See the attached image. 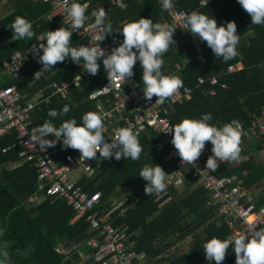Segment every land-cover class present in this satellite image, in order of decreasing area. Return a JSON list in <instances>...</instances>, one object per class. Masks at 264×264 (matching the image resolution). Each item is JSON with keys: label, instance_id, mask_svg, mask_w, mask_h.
Here are the masks:
<instances>
[{"label": "trees", "instance_id": "16d2710c", "mask_svg": "<svg viewBox=\"0 0 264 264\" xmlns=\"http://www.w3.org/2000/svg\"><path fill=\"white\" fill-rule=\"evenodd\" d=\"M200 1L173 0L176 6L172 9L193 11L200 8V13L213 16L218 24L234 21L240 35L237 46L239 55L224 62L222 58L215 57L206 42L194 38L185 29H177L174 33L175 43L163 56L162 72L181 79V89L189 87L193 91L189 99L176 105L172 115L173 124L184 118L199 119L202 114L211 113L213 120L210 124L222 126L238 120L248 128L264 110V26L251 24L250 14L237 0H211L203 7H200ZM6 2L4 12L0 13V67L16 52L32 46L40 34L67 28L66 25H59L61 17L49 19L53 7L42 0ZM83 2L89 3L90 12L101 6L107 8L106 23L112 24V33L104 39L107 42L122 41L123 35L119 33L122 27L141 17L150 18L154 23L171 20L172 9L163 11L160 0H126V9L115 8L113 0ZM17 16L32 23L36 35L31 41L13 39L11 24ZM245 37L248 39L245 40ZM71 45L86 46L83 39L75 34L72 35ZM177 63L181 65L180 69H177ZM239 63L244 65L243 69L228 71L231 65ZM41 68L38 60L29 63L18 78L4 77L3 85H16L25 98H31L41 90L46 94L51 93L49 86L53 81L61 83L83 74V68L76 67L70 59L58 62L51 71H44L36 77ZM133 72L142 85L143 69L139 62ZM102 73L99 70L96 75L84 79L81 87L73 88L74 100L53 97L50 103L42 105L38 110L36 125L52 120L55 126H59L63 120L71 118H76L80 123L82 115L88 111L100 114L97 102L89 99V95L100 85ZM214 77L218 79L217 84L212 83ZM201 78L205 82L201 83ZM213 90L216 93H212ZM64 105L70 108L66 116L51 118L47 115L50 109L59 111ZM16 135L13 133L0 138V256L12 264H103L96 259L98 249L88 244L96 232L91 231L87 215L73 221L75 210L61 197L31 201L38 190L37 169L28 162L20 161L19 147L15 146ZM138 139L143 148L138 161L124 158L119 161L114 158L95 161L94 173L84 176L80 184L90 193H102L99 209L104 211L111 208L115 198L125 192L130 193L133 206L124 216L114 212L115 226L127 228L136 252L145 253L150 258L162 255L156 260L157 264H196L205 259L203 243L206 240L212 237L226 239L232 230L216 206L210 205V195L202 185L192 187L183 194L169 189L159 196L146 194V182L138 176L139 172L146 164L164 165L167 150L158 149L160 136L156 133H147ZM252 144V150L258 153L264 149V138L262 142L253 140ZM240 147V160L226 162L216 172L220 176H227L248 170L246 186L259 188L264 185V162L254 154L249 155L241 144ZM77 151L62 147L57 157L61 159L66 153ZM196 181L190 178L188 185ZM257 197L262 206L264 195ZM189 238L193 240L189 250L176 252L177 244ZM235 261L234 251L230 248L222 264H235Z\"/></svg>", "mask_w": 264, "mask_h": 264}, {"label": "built area", "instance_id": "2783aa9c", "mask_svg": "<svg viewBox=\"0 0 264 264\" xmlns=\"http://www.w3.org/2000/svg\"><path fill=\"white\" fill-rule=\"evenodd\" d=\"M42 1L53 7L52 13L49 14L50 20L59 16L61 23L65 24L67 28L70 27V21H66L67 7L64 5V0ZM210 1L201 0L200 7L207 5ZM71 2L72 0H69V4ZM78 2L81 4L88 3H82V0H78ZM113 6L126 9L127 2L126 0H113ZM100 9L107 11L105 6H101L99 9L90 12L88 6L86 9L88 19L84 28L73 33L82 38L86 46L92 47L97 43L98 29L94 27V13ZM193 11L200 13V8ZM193 11L172 9L170 10L171 20L161 24L175 27V32L178 28L184 29L180 14ZM64 21L66 22L64 23ZM44 35L40 34L38 39ZM121 42L120 40L109 42L103 40L98 43L107 55ZM41 43L46 44V40L36 41L25 51L16 52L10 60L4 61L0 67V138L8 134H17L15 146L19 147L20 161L22 163L28 162L37 169L38 190L31 201L41 202L47 197L66 199L75 210L73 221L87 215L91 231L96 232L88 244L98 249L97 260L102 261L103 264H137L140 255L134 250L133 243L130 242L127 228L115 226L116 217L114 216L115 211L118 212V216H124L133 206L130 193L125 192L115 198L109 210L99 209L102 193L100 191L95 193L86 191L80 182L71 177L72 172L79 168L91 176L95 171L94 163L98 160H84L80 158L79 151L66 153L60 159L57 156L61 152V142H57L55 147L43 151L30 141V133L37 126L38 110L41 109L42 105L50 103L53 97L74 100L73 88L81 87L82 81L89 79L92 75L83 70V74L68 78L64 82L53 81L49 86L51 93L46 94L44 90H41L31 98H25L16 85H3L4 77L18 78L27 64L38 60V55L42 53L35 52L34 46L38 48ZM98 63L101 65L99 70L103 71L99 77L101 83L90 93L89 99L97 102V110L104 118V136L108 142H111L110 137L114 135L115 130L121 127L131 128L138 137L147 133H156L160 136L158 149L167 150L165 161L170 165V168L166 172L169 174L166 182L170 191L174 190L176 193L183 194L191 187L202 185L210 195V205L216 206L219 214L225 218L232 230L228 238L241 233L251 235L253 229L264 228V204L259 205L257 197H261L263 193L254 195L255 189L246 186V179L249 176L248 170L233 175H218L217 169L226 162L220 163L215 172L206 170V161L212 155L210 142L207 143L201 156L193 165L183 163L172 145V133L170 132L174 126L172 115L175 113L177 104H181L191 97L193 89L189 87L179 88L161 104L156 102L157 97L155 96L151 100L144 97L143 85L134 76L126 78L125 81L114 79L110 82L102 60ZM74 65L82 67L76 63ZM176 67L180 69L181 65L177 63ZM243 68L244 65L239 63L231 65L228 71L235 72ZM200 82L203 83L205 80L201 78ZM212 83L217 84L218 79L212 78ZM105 87L108 88L105 90ZM212 93H216V91L213 90ZM47 138L54 139L51 134ZM263 138L264 110L256 116L250 127L246 128L242 124L240 144L246 151L250 152L253 147L252 141L262 142ZM97 156L99 157V153ZM190 178L197 181L189 186ZM207 263L206 258L196 262V264Z\"/></svg>", "mask_w": 264, "mask_h": 264}, {"label": "clouds", "instance_id": "9594fccd", "mask_svg": "<svg viewBox=\"0 0 264 264\" xmlns=\"http://www.w3.org/2000/svg\"><path fill=\"white\" fill-rule=\"evenodd\" d=\"M237 2L250 14L251 24L264 26V0H237ZM160 3L163 11H168L174 6L173 0H160ZM64 5L67 7L66 21H70V27L49 30L37 40H46V44L41 43L38 48L34 46L35 52L42 53L38 55V63L42 68L35 74L36 77L42 75L44 71H51L54 65L67 59L82 65L83 70L89 74L96 75L101 66L98 61L102 60L110 82L114 79L125 81L126 78L134 75L133 68L139 62L143 69L141 79L146 99L151 100L155 96L156 102L162 104L183 86L181 79L162 72L163 56L170 45L175 43V27L154 23L150 18L141 17L122 27L119 31L123 35L122 42L105 55L98 43L112 33V24L106 23L105 10L100 9L94 13V27L98 29L96 45L76 47L71 45L72 35L78 29L84 28L88 19L86 9L89 5L81 4L78 0H72L70 4L69 0H64ZM180 17L183 28L194 38L206 42L216 58L228 62L239 55L237 46L240 35L237 34V25L234 21L218 24L213 16L209 17L196 11L181 13ZM11 30L16 41L24 39L31 41L36 35L32 23L20 16H17L11 24ZM69 111V106L64 105L59 111L50 109L47 115L51 118L64 117ZM212 120L211 113H204L199 119L184 118L174 125L170 132L171 143L183 163L193 165L201 156L206 142H210L212 155L208 157L205 168L215 172L222 162L240 160L242 124L232 121L216 126L209 123ZM104 128L103 116L88 111L82 115L80 123L76 118H71L55 126L52 120H45L33 128L30 141L43 151L61 142L64 149L78 150L81 154L80 158L84 160L99 161L114 158L119 161L124 158L138 161L140 159L143 148L137 134L131 128L116 129L114 135L110 137L111 142L105 138ZM50 134L54 139L47 138ZM168 175L161 166L153 163V165H144L138 176L146 182L144 189L146 194L159 196L167 189ZM230 248L236 257L235 264H264V228L253 229L251 235L241 233L223 240L212 237L203 243V252L209 264H212V261H215V264H222Z\"/></svg>", "mask_w": 264, "mask_h": 264}, {"label": "crops", "instance_id": "0c3cea01", "mask_svg": "<svg viewBox=\"0 0 264 264\" xmlns=\"http://www.w3.org/2000/svg\"><path fill=\"white\" fill-rule=\"evenodd\" d=\"M173 7H175L176 5H175V3H173ZM53 11V10H52ZM52 13V12H51ZM48 17H49V15H48ZM59 17V16H58ZM55 18V17H54ZM54 20V19H53ZM59 25H65V24H63V23H61V18H60V21H59ZM248 39V37H245V40H247ZM240 65H243L242 63H240ZM254 150H251L250 152H249V155H252V154H254L255 156H256V158H258V156L260 157V160H262L263 162H264V149L263 150H260L258 153H256L255 151L253 152ZM170 165L165 161V164L164 165H162L161 167L163 168V170L165 171V172H167L168 170H169V167ZM84 176H88L87 175V173L83 170V169H81V168H79V169H76V170H74L73 172H72V174H71V177H72V179H74L75 181H78V182H80V180L84 177ZM197 186V185H196ZM192 188V187H191ZM167 189H169V188H167ZM190 189V188H189ZM255 189V191H256V193H254V195H257V194H259L260 192H261V194H262V196L264 195V185H262L261 187H259V188H254ZM170 190V189H169ZM254 191V192H255ZM259 198H260V196H259ZM182 243V242H181ZM173 248H175V246L173 247ZM140 255V257L138 258V260H137V264H157L156 263V260L157 259H159L162 255H160V256H158L157 258H150V257H148L145 253H140L139 254ZM165 255H167V253H165ZM213 264H215V261L214 262H212ZM207 264H209V262L207 263Z\"/></svg>", "mask_w": 264, "mask_h": 264}, {"label": "rangeland", "instance_id": "374dc122", "mask_svg": "<svg viewBox=\"0 0 264 264\" xmlns=\"http://www.w3.org/2000/svg\"><path fill=\"white\" fill-rule=\"evenodd\" d=\"M6 3H7L6 0H3V1L0 2V13L3 10H5ZM257 159L260 160V157L258 156ZM192 243H193L192 238H189V239L185 240L182 243H178L177 246H176V252L181 253V252L188 251L190 246L192 245Z\"/></svg>", "mask_w": 264, "mask_h": 264}, {"label": "water", "instance_id": "95a60500", "mask_svg": "<svg viewBox=\"0 0 264 264\" xmlns=\"http://www.w3.org/2000/svg\"><path fill=\"white\" fill-rule=\"evenodd\" d=\"M0 262H3V264H12L9 262L8 259H3L1 256H0Z\"/></svg>", "mask_w": 264, "mask_h": 264}]
</instances>
